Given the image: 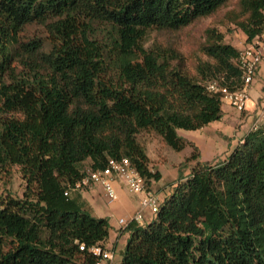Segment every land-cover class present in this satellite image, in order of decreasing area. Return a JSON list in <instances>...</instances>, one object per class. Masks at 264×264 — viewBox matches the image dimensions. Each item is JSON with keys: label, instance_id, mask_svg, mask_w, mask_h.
<instances>
[{"label": "trees", "instance_id": "1", "mask_svg": "<svg viewBox=\"0 0 264 264\" xmlns=\"http://www.w3.org/2000/svg\"><path fill=\"white\" fill-rule=\"evenodd\" d=\"M228 2L0 0V171L18 165L26 181L22 198L0 195V264H94L90 248L108 247L110 219L74 194L89 187L76 183L129 157L152 189L162 173L139 133L154 130L181 151L194 143L179 128L223 117L224 95L209 85L243 86L241 49L207 28L194 73L179 50L146 40L152 28L180 30ZM222 22L250 43L264 33V0H240ZM32 23L46 27L48 47L21 39ZM160 200L148 225L126 226L120 264H264V125L224 160L199 161Z\"/></svg>", "mask_w": 264, "mask_h": 264}, {"label": "rangeland", "instance_id": "2", "mask_svg": "<svg viewBox=\"0 0 264 264\" xmlns=\"http://www.w3.org/2000/svg\"><path fill=\"white\" fill-rule=\"evenodd\" d=\"M240 0H229V2L218 10L215 14L201 18L193 24L180 30H161L152 28L149 30L146 40L147 46L155 43H161L166 46H172L179 50L183 55L187 67L194 73H197V65L200 59H206L201 53V45L205 41V32L209 27H215L225 36V42L231 43L242 49L247 43L245 33L233 23L223 24L222 19L225 14L232 9H236ZM35 38H43L46 47L48 42V33L46 27L40 23H32L25 27L21 34L23 41H31ZM19 69H22L20 66ZM263 74H260L251 88V100L260 101L261 86L264 83ZM260 88V89H259ZM260 92L259 96L258 93ZM252 101V102H253ZM249 103V107L252 105ZM253 107V106H251ZM240 112L230 105L226 98L223 99V117L212 121L210 124L199 129L179 128V135L186 138L191 143L177 151L170 147L161 135L154 130L148 129L139 133L138 140L145 147L149 156V166L152 171H161L160 180H152V190L156 192L161 199L169 195L179 181H184L191 173L192 168L199 162L216 163L224 160L233 149L243 141L245 136L252 130L253 123L257 120L256 112L252 110ZM260 126L264 121L259 122ZM194 153H199L197 158H192ZM88 165V163L86 164ZM119 198L110 201L106 196L102 184L98 183L85 188L81 193L92 203L94 215L99 217L108 216L110 219L111 230L107 241L110 248L117 245L116 264H120V258L123 254L125 243L129 234L125 231V225L120 223V218L130 219L139 206L137 195L130 193L121 183H115ZM26 189V181L22 176L20 166L14 165L6 171H0V195H12L22 198ZM84 199V198H83ZM151 215L147 216L142 225H148L151 221Z\"/></svg>", "mask_w": 264, "mask_h": 264}, {"label": "built area", "instance_id": "3", "mask_svg": "<svg viewBox=\"0 0 264 264\" xmlns=\"http://www.w3.org/2000/svg\"><path fill=\"white\" fill-rule=\"evenodd\" d=\"M239 64L243 69V86L239 89L231 90L226 86H219L216 82L209 85L212 91H221L224 98L228 100L231 106L240 112L251 110L249 102L251 101V88L258 78V73L264 67V33L257 35L250 43L245 45L239 55ZM264 72V70L262 71ZM260 101L255 102L254 110L257 120L253 123V129L260 127L259 122L264 121V83L261 86ZM102 184L106 196L110 201L119 198V192L115 183H121L126 189L139 196V206L135 213L126 219L120 218V223L125 227L132 221L143 223L150 213L155 218L160 208V196L149 189L146 184V178L132 164L129 157L109 158L105 167L97 170H89L83 179L76 183L74 189H81L95 184ZM68 194V191H66ZM85 249V245L80 246ZM90 251L97 257L94 264H116L117 249L94 245Z\"/></svg>", "mask_w": 264, "mask_h": 264}, {"label": "crops", "instance_id": "4", "mask_svg": "<svg viewBox=\"0 0 264 264\" xmlns=\"http://www.w3.org/2000/svg\"><path fill=\"white\" fill-rule=\"evenodd\" d=\"M254 89H256V88L253 87L252 90H254ZM259 89H260V88H259ZM259 94H260V92L258 93L257 96H259ZM252 101H253V100H251L250 102H252ZM250 102H249V103H250ZM251 106H253V107H251ZM251 106H250V109L253 108L252 110H254V107H255V102H254V101L252 102V105H251ZM84 198L87 200L88 204H89V205L92 207V209L94 210V207H93L92 203H91V202L88 200V198L86 197V193H84ZM138 199H139V197H138ZM127 234H129V236H130V233H129V232H127ZM108 244H109V243H107V246L109 247ZM126 244H127V243H125L124 248H121V249L124 250L125 247H126ZM117 245H118V247H119V243H115V244H114V247H115L116 249H118V248H117ZM120 258H122V256H121ZM117 259H118V257H117Z\"/></svg>", "mask_w": 264, "mask_h": 264}]
</instances>
